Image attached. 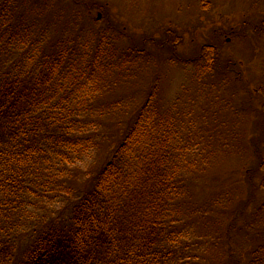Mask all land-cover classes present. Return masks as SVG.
<instances>
[{"label":"rangeland","instance_id":"rangeland-1","mask_svg":"<svg viewBox=\"0 0 264 264\" xmlns=\"http://www.w3.org/2000/svg\"><path fill=\"white\" fill-rule=\"evenodd\" d=\"M9 4L15 8L18 43L6 49L0 44V75L21 55L50 54L66 38L83 47L103 38L105 45L116 46L113 59L126 66L82 91L80 101L95 107L86 117L97 143L79 163V174L63 176L82 182L94 175L113 141L109 134L153 92L154 107L170 122L175 118L180 137L186 189L175 216L191 253L183 264L248 263L250 248L264 237V0ZM31 38L40 45L19 48L21 40ZM205 43L218 44L223 60L234 63L232 71L207 70L192 60ZM243 166H253L250 183L240 177ZM49 201L45 212L36 213L59 215L64 203Z\"/></svg>","mask_w":264,"mask_h":264},{"label":"trees","instance_id":"trees-1","mask_svg":"<svg viewBox=\"0 0 264 264\" xmlns=\"http://www.w3.org/2000/svg\"><path fill=\"white\" fill-rule=\"evenodd\" d=\"M14 9L9 0H0L5 49L18 43ZM218 37L222 41L220 32ZM25 43V49L40 45L34 38L23 39L19 48ZM217 45L205 43L192 60L204 69L228 72L234 63L223 60ZM115 50L103 38L88 47L66 38L50 54L21 55L8 66V60L3 62L0 263L183 264L191 259L175 216L186 189L178 128L175 118L170 122L154 107L153 92L122 129L109 134L113 141L94 175L82 182L63 176L66 171L79 174V163L97 143L92 119L86 117L95 107L80 98L83 90L126 67L113 59ZM246 167L240 177L250 183L253 166ZM52 200L64 203L59 215L36 213L45 212ZM260 239L246 264H264Z\"/></svg>","mask_w":264,"mask_h":264}]
</instances>
